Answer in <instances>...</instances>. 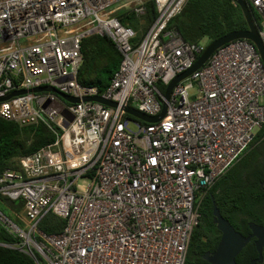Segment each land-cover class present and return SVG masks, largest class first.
Masks as SVG:
<instances>
[{
	"label": "built area",
	"instance_id": "1",
	"mask_svg": "<svg viewBox=\"0 0 264 264\" xmlns=\"http://www.w3.org/2000/svg\"><path fill=\"white\" fill-rule=\"evenodd\" d=\"M186 1L154 0L157 15L134 46V31L111 14L131 4L143 13V0H0V97L49 85L79 98L27 91L0 101V118L55 133L20 157V170L0 174V194L23 201L27 222L22 229L0 211L17 238L0 245L35 264H184L202 198L264 125V66L244 38L217 48L165 100L167 84L206 45L168 28ZM245 1L264 45V0ZM91 34L107 35L121 53L102 93L77 81L81 41ZM96 95L115 106L83 100ZM162 101L158 122L126 112L154 116ZM49 211L66 219L58 234L38 228Z\"/></svg>",
	"mask_w": 264,
	"mask_h": 264
},
{
	"label": "trees",
	"instance_id": "2",
	"mask_svg": "<svg viewBox=\"0 0 264 264\" xmlns=\"http://www.w3.org/2000/svg\"><path fill=\"white\" fill-rule=\"evenodd\" d=\"M144 12L135 11V5L117 8L111 15L134 31L131 43L137 45L148 31L157 12L154 0H143ZM253 21L258 16L247 2ZM183 40L189 43L208 42L233 30L247 28V22L235 0H187L168 22ZM82 62L77 81L95 86L102 93L119 67L121 53L110 37L102 34L85 36L80 45ZM129 117V116H128ZM132 118V117H129ZM144 123V122H142ZM55 133L43 123L19 125L0 118V174L5 169L20 170V157L51 143ZM264 125L253 135L245 153L218 179L202 198L200 219L193 229L184 264H211L203 258L206 251L214 249L220 239V231L213 222V203L230 224L247 236L248 223L264 225ZM23 201L0 194V211L18 227L25 229ZM66 219L47 212L39 221L38 228L46 234L60 233ZM17 238L0 224V243H13ZM258 253L251 239L235 258V264H249ZM0 264H35L24 252L0 245ZM261 264V263H256Z\"/></svg>",
	"mask_w": 264,
	"mask_h": 264
},
{
	"label": "water",
	"instance_id": "3",
	"mask_svg": "<svg viewBox=\"0 0 264 264\" xmlns=\"http://www.w3.org/2000/svg\"><path fill=\"white\" fill-rule=\"evenodd\" d=\"M235 3L239 5L241 8L243 15L245 17V20L247 22V28L246 29H240V30H233L230 31L210 42H208L202 52L199 54V56L195 59V61L192 63L190 67H188L183 72L176 75L166 86L164 97L165 100L169 99L170 93L172 91V88L180 81H182L184 78L188 77L192 72L202 67L210 55L220 46L239 38H244L249 40L253 46L255 47L257 53L260 56V59L264 66V45L261 41V38L258 33L257 26L255 22L253 21L251 17L250 10L248 8V5L245 0H235ZM27 91L32 92H53L55 93L59 98L68 101V102H78L79 98L67 95L65 93L60 92L55 87L45 85V86H39L34 87L31 89H21L17 91H13L11 93H8L4 97H0L1 100H5L10 98L13 95L25 93ZM83 100H94L101 102L106 105L115 106L114 101L106 100L101 96H91V97H84ZM166 111V101H162L161 103V111L154 116L147 115L133 107H126V112L130 116L137 118L145 123H154L160 121ZM61 113L68 119H72V115L68 111H61ZM67 123H65L66 125ZM213 222L215 223L217 229L220 231V239L216 245V248L209 253L206 251L203 254V258L208 261L211 264H234L235 263V257L237 254L241 251V249L249 242L251 239H254V245L257 250L258 256L250 261V264H255L256 262L262 260V250L264 248V225H260L254 222H249V228H250V234L247 236L242 235L240 232L235 230V228L230 224V222L225 219L219 212L217 206L213 203Z\"/></svg>",
	"mask_w": 264,
	"mask_h": 264
},
{
	"label": "flooded vegetation",
	"instance_id": "4",
	"mask_svg": "<svg viewBox=\"0 0 264 264\" xmlns=\"http://www.w3.org/2000/svg\"><path fill=\"white\" fill-rule=\"evenodd\" d=\"M260 185H261V187L264 189V180H261V181H260ZM220 235H221V234H220ZM253 240H254V239H253ZM215 248H216V247H215ZM215 248H214V249H215ZM214 249H212V250H210V251L208 250V252L211 253ZM237 255H238V254H237ZM262 255H263L262 260H260V261H258V262H256V263L264 264V248H263V250H262ZM235 258H236V257H235ZM255 258H256V257H255ZM253 259H254V258H253ZM251 260H252V259H251ZM251 260H250V261H251ZM235 263H236V262H235ZM235 263H234V264H235ZM256 263H255V264H256ZM249 264H250V262H249Z\"/></svg>",
	"mask_w": 264,
	"mask_h": 264
},
{
	"label": "rangeland",
	"instance_id": "5",
	"mask_svg": "<svg viewBox=\"0 0 264 264\" xmlns=\"http://www.w3.org/2000/svg\"><path fill=\"white\" fill-rule=\"evenodd\" d=\"M130 127L132 128V129H135V125L132 123V124H130Z\"/></svg>",
	"mask_w": 264,
	"mask_h": 264
}]
</instances>
